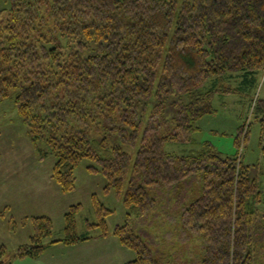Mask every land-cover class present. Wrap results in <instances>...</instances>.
Listing matches in <instances>:
<instances>
[{
  "label": "trees",
  "instance_id": "16d2710c",
  "mask_svg": "<svg viewBox=\"0 0 264 264\" xmlns=\"http://www.w3.org/2000/svg\"><path fill=\"white\" fill-rule=\"evenodd\" d=\"M9 2V10H0V99L13 102L32 144H45L56 156L52 179L63 194L77 190L75 172L85 160L92 162L90 174L106 179L107 195L122 194L131 157L106 137L95 143L89 127L102 132L103 125L122 136L130 131L135 145L141 111L156 95L123 197L127 219L113 230L136 254L126 264H264L263 184L250 177L242 159L224 157L209 142L182 156L165 150L168 143L194 142L198 120L217 111L216 95L238 93L216 87L224 77L264 71V0ZM62 38L75 42L66 58ZM90 48L96 53L81 55ZM209 83L213 87L205 89ZM175 93L190 102L175 104L171 128L164 115ZM253 115L262 124L264 157V100L255 101ZM247 139L248 132L244 144ZM93 206L97 223L87 222L88 231L100 235L78 234V204L65 214L66 236L52 244L109 236L107 218L114 211L97 195ZM27 221L32 236L17 257L38 259L54 223L49 216ZM192 242L200 254L188 261L176 245ZM4 253L2 247L0 264H6Z\"/></svg>",
  "mask_w": 264,
  "mask_h": 264
},
{
  "label": "rangeland",
  "instance_id": "374dc122",
  "mask_svg": "<svg viewBox=\"0 0 264 264\" xmlns=\"http://www.w3.org/2000/svg\"><path fill=\"white\" fill-rule=\"evenodd\" d=\"M9 0H0V10H9ZM55 43H49L51 48ZM60 52L66 58L75 50L73 40H60ZM93 48L86 49L81 55L87 57L95 54ZM224 82L217 83L219 89H234L237 94H218L213 101L217 110L198 120L200 130L194 135V142L190 145L168 143L167 153L179 156L198 149L205 142L211 143L224 157H238L249 168L250 177L263 184L264 190V157L261 151L263 128L261 122L255 119L253 108L259 98L264 100V71L248 77H224ZM213 80V79H212ZM213 87L207 84L205 89ZM188 104V96L175 93L166 100L164 119L171 128L176 125V103ZM156 105L154 94L145 112L141 111L142 127L139 139L133 145L129 139L130 131L124 136L110 133L102 125V132L95 126L89 127V133L95 143H101L107 138L110 147H119L131 157V167L126 185L121 195L116 192L107 195L105 186L107 181L102 175H92L87 167L92 164L85 160L76 169L77 190L64 195L54 192L51 185L59 186L52 179L57 158L50 153L47 145L42 144L37 149L31 142L27 128L20 118L10 99H0V249L5 248L4 262L6 264H125L135 259L134 251L124 247L119 239L113 235V230L123 225L127 219V211L123 205V197L128 188L131 169L139 151L143 130ZM244 127L241 147L236 140L240 129ZM248 132L247 143L244 138ZM46 157L42 160L41 156ZM93 195L114 213L107 218L109 238L92 239L82 247H73L64 243L52 244L53 241L63 239L65 235V214L73 205L81 204L83 211L77 219L78 234L100 235V231H88L87 222L97 223L93 206ZM264 210V207H261ZM46 215L52 218L54 230L51 237L44 240L47 246L44 255L38 259L17 257L18 249L30 242L32 226L28 218ZM157 232V228H155ZM166 232V231H165ZM164 232V233H165ZM162 235V234H161ZM178 244L180 242H177ZM177 251H183L184 259L190 261V256L200 254V245L192 242L190 247L176 245ZM181 249V250H180ZM198 254V255H199ZM177 264V263H176Z\"/></svg>",
  "mask_w": 264,
  "mask_h": 264
},
{
  "label": "crops",
  "instance_id": "0c3cea01",
  "mask_svg": "<svg viewBox=\"0 0 264 264\" xmlns=\"http://www.w3.org/2000/svg\"><path fill=\"white\" fill-rule=\"evenodd\" d=\"M51 187H52V189L54 190V192H56V193H59V191L62 193V191H61V189L59 188H57V186H55V185H51ZM64 195H66V194H64ZM39 216H46V215H39ZM34 217H37V216H34ZM28 219H30V218H28ZM27 219V220H28ZM110 236H107V237H103L105 240L106 239H110L109 238ZM100 239V238H99ZM60 240V239H59ZM57 244H60V243H57ZM87 244V241L86 242H83V243H80V244H78V245H76L75 247H82L83 245H86ZM74 247V246H73ZM126 264V263H125Z\"/></svg>",
  "mask_w": 264,
  "mask_h": 264
},
{
  "label": "bare ground",
  "instance_id": "6f19581e",
  "mask_svg": "<svg viewBox=\"0 0 264 264\" xmlns=\"http://www.w3.org/2000/svg\"><path fill=\"white\" fill-rule=\"evenodd\" d=\"M196 72V71H195Z\"/></svg>",
  "mask_w": 264,
  "mask_h": 264
}]
</instances>
